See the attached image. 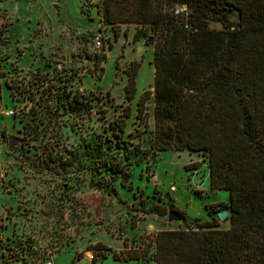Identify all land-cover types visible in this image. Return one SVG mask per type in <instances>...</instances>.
Instances as JSON below:
<instances>
[{
  "label": "rangeland",
  "instance_id": "obj_1",
  "mask_svg": "<svg viewBox=\"0 0 264 264\" xmlns=\"http://www.w3.org/2000/svg\"><path fill=\"white\" fill-rule=\"evenodd\" d=\"M100 1L0 0V226L8 239L29 237L40 249L58 251L52 264H153L158 231L212 219L227 229L228 220L217 213L228 211L209 206L226 204L228 193L209 189L202 152H158L148 161L156 37L146 31L133 40L135 25L101 24ZM229 18L236 20L234 10ZM209 27L222 28L216 21ZM131 61L138 68L126 100ZM47 87L56 95L78 89L88 110L51 104ZM144 91L150 94L138 115ZM127 104L120 132L113 124ZM11 136L22 145L8 149ZM90 140L109 146L120 161L117 175L86 156ZM192 162L199 165L186 169ZM151 205L163 207L164 215L146 214ZM169 205L182 212L175 213L181 220L167 221ZM129 249L146 256L125 261Z\"/></svg>",
  "mask_w": 264,
  "mask_h": 264
},
{
  "label": "trees",
  "instance_id": "obj_2",
  "mask_svg": "<svg viewBox=\"0 0 264 264\" xmlns=\"http://www.w3.org/2000/svg\"><path fill=\"white\" fill-rule=\"evenodd\" d=\"M100 4L101 24H133V40L146 31L156 37L148 161L154 162L158 152H202L209 189L228 193L226 204L209 206L228 211L227 229H218L212 219L188 230L158 231L152 240V263L264 264V0H101ZM232 10L236 20L229 18ZM210 21L222 28L209 27ZM137 68L136 61L126 68V100L133 97ZM44 91L52 94L51 104L61 101L77 112L81 105L89 108L78 89L63 95L51 93L50 87ZM148 94L144 91L138 99V115ZM129 115L127 104L114 120L120 132ZM85 149L87 157L108 163L112 174L121 171L120 161L101 140L88 141ZM198 165L192 162L186 169ZM168 209L182 215L173 205ZM144 212L162 216L165 209L151 205ZM44 249L36 247L33 238L7 239L0 252L8 255L0 254V264H8L7 257L20 264H41ZM125 256V261L140 260L146 250L129 249Z\"/></svg>",
  "mask_w": 264,
  "mask_h": 264
},
{
  "label": "built area",
  "instance_id": "obj_3",
  "mask_svg": "<svg viewBox=\"0 0 264 264\" xmlns=\"http://www.w3.org/2000/svg\"><path fill=\"white\" fill-rule=\"evenodd\" d=\"M3 178V174L0 173V182ZM152 181L155 183L157 180L154 177H152ZM7 236H3L2 235V227L0 226V245H2L3 243H5V241L7 240ZM9 250V249H8ZM13 252H9V254H12ZM55 253H58V251H56L55 249H44L40 251V258L42 263L41 264H52L51 262V256ZM0 254H4V255H8L7 252H5L4 250H1ZM14 254V253H13ZM20 256V255H19ZM18 256V257H19ZM7 263L8 264H20V261H16L13 262V259L11 257H7Z\"/></svg>",
  "mask_w": 264,
  "mask_h": 264
},
{
  "label": "water",
  "instance_id": "obj_4",
  "mask_svg": "<svg viewBox=\"0 0 264 264\" xmlns=\"http://www.w3.org/2000/svg\"><path fill=\"white\" fill-rule=\"evenodd\" d=\"M151 39V37H149V40ZM16 144H18L19 146L22 145V141L17 139L16 137H9L8 140H7V148L8 149H11L13 146H15ZM228 217V213L225 212V211H219L217 213V218L219 220H224ZM167 221L168 222H171V221H178V220H181L180 217H178L175 213L173 212H168L167 213V217H166Z\"/></svg>",
  "mask_w": 264,
  "mask_h": 264
}]
</instances>
